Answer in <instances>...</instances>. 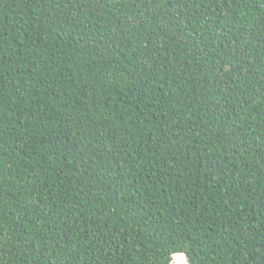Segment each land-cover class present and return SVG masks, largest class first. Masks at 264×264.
<instances>
[{
	"label": "trees",
	"instance_id": "1",
	"mask_svg": "<svg viewBox=\"0 0 264 264\" xmlns=\"http://www.w3.org/2000/svg\"><path fill=\"white\" fill-rule=\"evenodd\" d=\"M264 264V0H0V264Z\"/></svg>",
	"mask_w": 264,
	"mask_h": 264
},
{
	"label": "rangeland",
	"instance_id": "2",
	"mask_svg": "<svg viewBox=\"0 0 264 264\" xmlns=\"http://www.w3.org/2000/svg\"><path fill=\"white\" fill-rule=\"evenodd\" d=\"M173 264H180L179 259L177 257L174 258Z\"/></svg>",
	"mask_w": 264,
	"mask_h": 264
},
{
	"label": "snow or ice",
	"instance_id": "3",
	"mask_svg": "<svg viewBox=\"0 0 264 264\" xmlns=\"http://www.w3.org/2000/svg\"><path fill=\"white\" fill-rule=\"evenodd\" d=\"M104 2V0H97V3L99 4V3H103Z\"/></svg>",
	"mask_w": 264,
	"mask_h": 264
}]
</instances>
